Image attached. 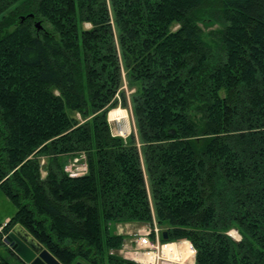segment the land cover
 <instances>
[{"label":"trees","instance_id":"trees-1","mask_svg":"<svg viewBox=\"0 0 264 264\" xmlns=\"http://www.w3.org/2000/svg\"><path fill=\"white\" fill-rule=\"evenodd\" d=\"M0 189V264H26L18 226L62 264H140L115 226L154 217L195 264H264V0H0Z\"/></svg>","mask_w":264,"mask_h":264},{"label":"rangeland","instance_id":"rangeland-1","mask_svg":"<svg viewBox=\"0 0 264 264\" xmlns=\"http://www.w3.org/2000/svg\"><path fill=\"white\" fill-rule=\"evenodd\" d=\"M87 28H90V25H86ZM201 27L203 28V30H205V32H210L212 30H215L218 28V25L215 26H208L205 27L201 24ZM177 29V28H176ZM122 90H124L127 93V96L129 99H131V95L134 93L135 90H130L127 86V82L126 80H124V86L122 88ZM118 112V115L121 117H125L122 118L118 121H110V113L111 112ZM80 118V117H79ZM108 120L111 124V128H112V132L114 135H118V136H122L124 138H127L133 130H135V120H134V116L132 113V109L131 106L130 108H124L122 107L121 104L118 105V107L113 108L109 111L108 113ZM82 154V153H81ZM80 155V154H79ZM79 155H73L72 157H70L68 159V162L65 166V168L67 166H69V162L72 160L76 161L77 158H80ZM83 163V162H82ZM79 165L81 164V161L79 162ZM88 171H89V166H88ZM79 172H82V170H79ZM88 173V172H87ZM86 173V174H87ZM84 174V175H86ZM84 175L78 176V177H82ZM17 206L2 192V190L0 189V231L3 229L4 225L16 214L17 212ZM154 217L153 219V223H138V222H134V223H138V224H142L143 226V230L139 231L140 232H144L146 230H148L149 228L152 229V231H154L155 227H160L157 223V221ZM133 223H128V224H117L115 226V230L117 231L118 234H122L127 236V240L124 243V246L122 247V249L120 250V254L122 256H124L126 258L127 254H128V248L126 247L127 243H128V236L125 233L127 232L126 230V226H129ZM161 228V227H160ZM229 235H231L235 240H241V236L239 235V233L236 230H232ZM138 238L134 237L133 241H135L136 244V249H130L132 250V252L135 253V256L131 255L130 256V260L136 261L140 264H151V259L149 256H146V252L150 251L149 247L144 248V246L140 245L139 243V236L137 235ZM136 238V239H135ZM178 244L177 246H175L176 250H172V251H176V252H169V251H164L162 253L163 258L161 259V264H183V262L185 260H190V252H189V247L186 244H191L190 241L188 240H181V241H173V242H164L161 244ZM192 245V244H191ZM193 246V245H192ZM194 248V247H193ZM195 250V249H194ZM1 252L3 254V257L10 263V264H23L20 260L16 259L14 256H12L9 252H7L4 248H1ZM145 252V253H144ZM180 252V253H179ZM180 255L182 258L180 260H184V261H175L174 259V255ZM128 259V258H127ZM194 263H196V250L194 253Z\"/></svg>","mask_w":264,"mask_h":264},{"label":"built area","instance_id":"built-area-1","mask_svg":"<svg viewBox=\"0 0 264 264\" xmlns=\"http://www.w3.org/2000/svg\"><path fill=\"white\" fill-rule=\"evenodd\" d=\"M80 158H77L76 161L72 160L69 162V166L65 168V172L72 178H76L78 176L84 175L88 172V161L87 157L84 153L79 155ZM81 161L82 165H79ZM83 162V163H82ZM82 170V172H79ZM156 222V221H155ZM155 230L148 229L144 232H140L139 243L144 246V248L149 247L150 251L146 252V256H149L151 259V264H161V259L163 258L162 253L164 251H169L171 253L176 252L172 250H176L175 246L178 244H161L164 243L162 241L163 230L160 227H155ZM168 243V242H166ZM189 247V252L191 259L190 260H180L182 257L180 255H174L175 261H184L183 264H195L194 263V253L195 250L191 244H186ZM145 253V252H144ZM180 253V252H179Z\"/></svg>","mask_w":264,"mask_h":264},{"label":"water","instance_id":"water-1","mask_svg":"<svg viewBox=\"0 0 264 264\" xmlns=\"http://www.w3.org/2000/svg\"><path fill=\"white\" fill-rule=\"evenodd\" d=\"M39 27L40 24L38 23ZM164 240H168V232H163ZM14 241L12 244L10 242ZM6 243L26 264H62L48 250L44 249L23 228L16 227L6 237ZM76 264H83L78 262Z\"/></svg>","mask_w":264,"mask_h":264},{"label":"crops","instance_id":"crops-1","mask_svg":"<svg viewBox=\"0 0 264 264\" xmlns=\"http://www.w3.org/2000/svg\"><path fill=\"white\" fill-rule=\"evenodd\" d=\"M143 226H142V224H138V223H133L129 226H126L127 232L125 234L129 235L128 236V243L126 245V247L128 248L127 249L128 254H127L126 258H128V259H131L130 258L131 255L135 256V253L132 252L133 249H136V244H135V241H133V238L134 237L138 238L137 235H141V234H139V231L144 229ZM130 249H132V250H130Z\"/></svg>","mask_w":264,"mask_h":264},{"label":"bare ground","instance_id":"bare-ground-1","mask_svg":"<svg viewBox=\"0 0 264 264\" xmlns=\"http://www.w3.org/2000/svg\"><path fill=\"white\" fill-rule=\"evenodd\" d=\"M109 117H110V121H118V120H120L122 118H125V117L119 116L118 112H116V111L115 112H111Z\"/></svg>","mask_w":264,"mask_h":264},{"label":"flooded vegetation","instance_id":"flooded-vegetation-1","mask_svg":"<svg viewBox=\"0 0 264 264\" xmlns=\"http://www.w3.org/2000/svg\"><path fill=\"white\" fill-rule=\"evenodd\" d=\"M14 241H12V242H10V244H12ZM8 245V244H7ZM8 247H10L9 245H8Z\"/></svg>","mask_w":264,"mask_h":264}]
</instances>
